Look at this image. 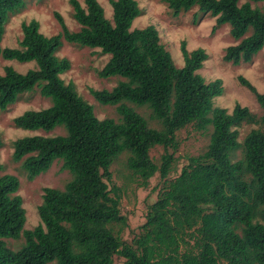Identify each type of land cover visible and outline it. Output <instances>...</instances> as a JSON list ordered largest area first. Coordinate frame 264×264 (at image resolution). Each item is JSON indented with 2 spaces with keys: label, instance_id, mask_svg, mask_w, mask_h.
<instances>
[{
  "label": "trees",
  "instance_id": "trees-1",
  "mask_svg": "<svg viewBox=\"0 0 264 264\" xmlns=\"http://www.w3.org/2000/svg\"><path fill=\"white\" fill-rule=\"evenodd\" d=\"M159 1L174 15L196 6L215 18L212 32L227 24L235 43L224 48L225 62L246 63L264 49V8L250 5L263 0ZM108 2L111 20L96 0H82V4L68 0L77 30H68L59 14L53 13L61 33L44 36L35 20L22 22L17 47L0 49L4 59L35 64L22 74L4 67L0 110L34 87L49 100L46 108L14 117L12 126L63 130V134L14 139L11 159L20 161L28 180L55 159L70 175L60 189L42 188L36 207L39 223L23 229L17 179L0 174V264H115L114 256L123 259L121 264H264V94L237 76L261 113L237 103L229 112L213 106L212 99L222 94L223 87L220 79L206 82L196 73L208 57L204 49L187 51L181 41L183 65L176 67L154 25L130 29L142 13L135 0ZM23 6V0H0V41L8 16ZM62 41L108 55L97 75L121 79L110 90L89 89V93L101 104L114 105L117 120L95 117L74 84L59 77L70 67L66 58L56 56ZM126 103L147 108L148 118L158 128L149 126ZM241 124L258 127L239 141L236 127ZM187 126L209 130L208 142L168 178L177 147L175 133ZM154 146L163 149L158 163L149 156ZM236 151L239 157L232 160ZM121 153L126 154L124 165L140 186L155 173L161 180L130 242L118 233L125 224L119 213V188L108 186L110 166ZM20 237L23 243L16 249L5 243Z\"/></svg>",
  "mask_w": 264,
  "mask_h": 264
},
{
  "label": "rangeland",
  "instance_id": "rangeland-1",
  "mask_svg": "<svg viewBox=\"0 0 264 264\" xmlns=\"http://www.w3.org/2000/svg\"><path fill=\"white\" fill-rule=\"evenodd\" d=\"M24 6L20 11L9 15L4 25V32L0 41V49L4 47H17V42L21 38L20 24L35 20L38 23V31L44 36H51L61 33V27L54 18L53 13L59 14L64 26L70 30L78 29V24L72 18V10L68 0H23ZM82 4V0H78ZM103 10L106 19L111 20V6L108 0H96ZM142 13L135 17L130 25V29L143 28L152 24L158 31L160 42L168 51L173 64L176 67L183 65L180 52V42L183 41L187 51L202 48L207 53V59L196 71L204 81L220 79L223 92L220 96L212 99V105L225 108L228 112L237 103L248 108L252 113L259 115L260 108L254 101L253 96L244 87L239 85L237 76H242L250 82L259 92L264 94V49L259 50L249 62H240L233 65L222 60L224 48L235 42L229 35V27L223 24L211 31L215 18L208 14H202L196 6L187 11H180L172 14L165 3L159 0H135ZM245 0H238L241 4ZM251 6L264 8V0L250 2ZM59 58H66L70 67L59 77L64 83L72 82L77 94L92 106L93 113L98 119L112 118L118 119L115 106L104 105L95 100L89 93V89L110 90L118 80L119 76L99 77V71L108 59L107 54H100L98 48L79 47L73 43L62 41L61 47L56 52ZM4 67H11L18 73H25L35 67L33 61L17 62L15 60L4 59L0 55V74ZM136 112L142 115L151 127L158 128L155 121L148 118L149 111L145 107H136L130 103ZM49 106L48 98L41 96L37 88L19 95L16 102L9 105L6 110H0V164L2 170L0 174H11L16 177L18 189L16 194L20 196L24 210L23 229H31L39 223L36 207L40 203L42 188H62L70 175L66 169H61V160H53L49 167L42 173L37 174L31 180L26 178V173L20 167V161L11 159V142L14 139L33 135L52 136L63 134L60 127H56L49 132L42 130H26L12 126V119L26 110H39ZM254 124H241L236 127L238 140L252 128H257ZM264 130V128H262ZM208 132H199L187 126L175 133L177 141L176 150L173 151L174 162L172 171L168 178L175 176L182 165L186 163L188 156L201 153L207 142ZM171 150H168L170 152ZM163 152L162 147L154 146L149 150V156L156 163ZM239 157V151L232 155V160ZM125 153H121L111 164V179L108 186L114 184L119 188V213L124 216L125 224L119 226V236L125 242H130L131 238L139 232V226L144 221L146 206L154 201L157 188L161 180L157 173L151 176L145 186L138 184V179L125 167ZM118 229V226L116 227ZM6 245L10 249H16L23 243V238L16 240L6 239ZM115 264H121L122 258L113 257Z\"/></svg>",
  "mask_w": 264,
  "mask_h": 264
}]
</instances>
